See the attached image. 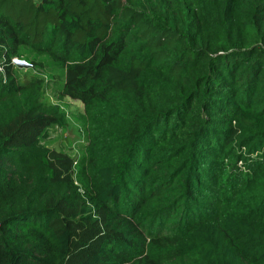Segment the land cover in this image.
Returning a JSON list of instances; mask_svg holds the SVG:
<instances>
[{
    "label": "trees",
    "instance_id": "trees-1",
    "mask_svg": "<svg viewBox=\"0 0 264 264\" xmlns=\"http://www.w3.org/2000/svg\"><path fill=\"white\" fill-rule=\"evenodd\" d=\"M21 57L109 129L87 166L37 148L46 91L1 101L0 264H264V0H0Z\"/></svg>",
    "mask_w": 264,
    "mask_h": 264
},
{
    "label": "rangeland",
    "instance_id": "rangeland-1",
    "mask_svg": "<svg viewBox=\"0 0 264 264\" xmlns=\"http://www.w3.org/2000/svg\"><path fill=\"white\" fill-rule=\"evenodd\" d=\"M20 59L25 60L22 57ZM61 71V68L55 65L48 67L46 70H41L35 67H21L15 62L8 72L0 67V117L10 112L1 101H8L10 95L12 98L13 91L17 90V82H24V80L30 82L31 85L28 86L30 90L46 91L51 105L61 118V123L46 129L39 140V146L37 148L39 150L43 148H54L67 152L72 156L81 157L82 155H86L87 166H94L88 163L91 158L88 156V151H86L87 146L91 142H94L95 146H97L96 149L100 151L95 157L104 155L101 148L106 143L100 138L109 127H103L99 123L100 121L90 120L87 115L89 111L87 105L63 94L60 85L56 83L60 80L58 75H61ZM13 78L17 81L13 82ZM1 80L2 84L11 85L12 89L10 90L7 86L6 89L2 90ZM20 97L24 98V95H20ZM165 248V246H155L153 252L150 254L151 257H157L156 259H158L167 252ZM141 253L142 249L138 247L136 249V255H131V258L125 264H134L143 260L146 255H139Z\"/></svg>",
    "mask_w": 264,
    "mask_h": 264
},
{
    "label": "water",
    "instance_id": "water-1",
    "mask_svg": "<svg viewBox=\"0 0 264 264\" xmlns=\"http://www.w3.org/2000/svg\"><path fill=\"white\" fill-rule=\"evenodd\" d=\"M15 63H17L21 67H29L30 66V64L26 60H22V59H16Z\"/></svg>",
    "mask_w": 264,
    "mask_h": 264
}]
</instances>
